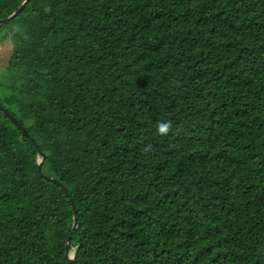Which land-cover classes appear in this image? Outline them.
I'll list each match as a JSON object with an SVG mask.
<instances>
[{"label":"trees","instance_id":"trees-1","mask_svg":"<svg viewBox=\"0 0 264 264\" xmlns=\"http://www.w3.org/2000/svg\"><path fill=\"white\" fill-rule=\"evenodd\" d=\"M3 28L28 135L0 109V264H69V237L74 264H264V0H30Z\"/></svg>","mask_w":264,"mask_h":264},{"label":"water","instance_id":"water-1","mask_svg":"<svg viewBox=\"0 0 264 264\" xmlns=\"http://www.w3.org/2000/svg\"><path fill=\"white\" fill-rule=\"evenodd\" d=\"M30 0H25L20 6L19 8L14 12L12 13L10 16L4 18V19H0V26L1 25H4L6 23H8L10 20H12L13 18L16 17V15H18L20 12L23 11V9L25 8V6L27 5V3L29 2ZM0 109L10 118V120L17 126L19 127L22 132L25 134V135H28L27 134V131L20 125L19 121L13 117L11 114L8 113L7 110H5L1 105H0ZM45 159V156L44 154L41 153V158L39 159L38 161V169L40 170L41 169V165L43 163ZM63 191L65 192L66 195H68V192L67 190L62 187ZM70 201L72 202V200L70 199ZM72 207H73V210H74V223H73V229H75L78 225V218H77V213H76V210H75V207L73 206L72 204ZM70 246H71V238L69 237L66 241V246H65V257L66 259L69 261V264H74V261H75V258H76V255L74 253H70Z\"/></svg>","mask_w":264,"mask_h":264},{"label":"rangeland","instance_id":"rangeland-1","mask_svg":"<svg viewBox=\"0 0 264 264\" xmlns=\"http://www.w3.org/2000/svg\"><path fill=\"white\" fill-rule=\"evenodd\" d=\"M4 31V28L0 30V35H4ZM0 44L2 45V50L0 51V73H2L13 54V44L7 36L0 39Z\"/></svg>","mask_w":264,"mask_h":264},{"label":"built area","instance_id":"built-area-1","mask_svg":"<svg viewBox=\"0 0 264 264\" xmlns=\"http://www.w3.org/2000/svg\"><path fill=\"white\" fill-rule=\"evenodd\" d=\"M2 50V45L0 44V51Z\"/></svg>","mask_w":264,"mask_h":264},{"label":"clouds","instance_id":"clouds-1","mask_svg":"<svg viewBox=\"0 0 264 264\" xmlns=\"http://www.w3.org/2000/svg\"><path fill=\"white\" fill-rule=\"evenodd\" d=\"M163 130V129H162Z\"/></svg>","mask_w":264,"mask_h":264}]
</instances>
